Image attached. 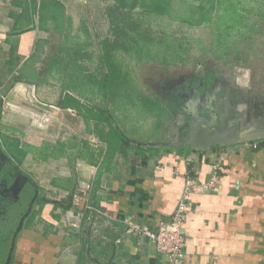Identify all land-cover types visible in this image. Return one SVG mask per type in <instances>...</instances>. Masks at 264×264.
Listing matches in <instances>:
<instances>
[{
	"label": "crops",
	"instance_id": "0c3cea01",
	"mask_svg": "<svg viewBox=\"0 0 264 264\" xmlns=\"http://www.w3.org/2000/svg\"><path fill=\"white\" fill-rule=\"evenodd\" d=\"M70 1L0 0V122L19 128L31 144H39L32 140L37 131L28 125L31 116L13 108L9 117L4 105L18 108L32 101L30 106L57 108L37 95L34 58L40 43L53 38L50 33L59 34L54 27L40 26V10L64 11L66 26ZM53 23L49 19L43 24ZM219 81L203 92L204 97L186 103L176 118L180 132L175 131L170 142L152 145L157 147L152 153L118 144L116 156L104 162L106 144L94 134L93 142L74 150L73 164H40L37 173L28 175L39 183L47 202L38 209L34 224L26 227L35 236L24 233L23 242L44 243L47 256L63 251L61 261L53 257L48 264H171L157 251L150 234L129 231L127 221L133 217L155 231L161 220L175 213L189 187L185 264H264V86L252 94L238 80L230 91ZM86 150L93 151V159L87 160ZM189 163L194 177L188 175ZM217 164L222 167L219 180L214 189H207ZM74 215L76 230L67 233V219Z\"/></svg>",
	"mask_w": 264,
	"mask_h": 264
},
{
	"label": "rangeland",
	"instance_id": "374dc122",
	"mask_svg": "<svg viewBox=\"0 0 264 264\" xmlns=\"http://www.w3.org/2000/svg\"><path fill=\"white\" fill-rule=\"evenodd\" d=\"M70 4L63 34L50 33L53 38L40 43L34 58L38 59L37 95L57 108L30 106L32 101L18 108L13 103L4 105L9 117L15 109L28 112V125L37 131L31 139L39 144L29 143L30 138L13 124L1 125L0 192L12 177L2 173L10 168L2 152L3 134L19 140L27 151L23 162L27 174L37 173V167L46 162L73 164L77 161L74 150L90 139L93 142L96 135L88 131L90 125L80 113L60 106L68 94L110 114L134 144L152 146L170 142L178 134L175 131L180 132L176 118L184 112L164 108L171 100L174 107L178 105L181 93L185 109L186 103L204 97L192 78H203L208 67H217L222 79L218 85H225L226 91L237 80L252 94L264 86V0H72ZM109 74L108 89L104 84ZM182 87L190 91L181 92ZM156 101L164 108L156 106ZM89 151L87 160L93 159ZM48 172L51 175L53 167ZM75 222L76 215L67 219V233L74 234ZM29 231L19 235L13 264H48L53 257L64 258L62 250L47 256L44 243L23 242L24 233L35 236Z\"/></svg>",
	"mask_w": 264,
	"mask_h": 264
},
{
	"label": "trees",
	"instance_id": "16d2710c",
	"mask_svg": "<svg viewBox=\"0 0 264 264\" xmlns=\"http://www.w3.org/2000/svg\"><path fill=\"white\" fill-rule=\"evenodd\" d=\"M31 14H35L37 12V8H33V10L30 11ZM64 11H60V10H56V11H45V10H40V26L43 29H49V28H56L57 32L59 34H63L64 29H65V24H64ZM59 18H63L61 21L59 20ZM49 19H52L54 21L53 24H51L50 26H46L43 23L46 22V20L48 21ZM217 72L218 69L217 67L212 68V67H208L206 69V73L204 75L203 78H199V77H193V82L196 83L199 86V90L201 93H203L206 89H210L212 88V86L214 85L215 81L217 80ZM105 84L104 86H107L108 89L110 88V84H111V75L109 74V76L107 75V79L105 80ZM181 92H185V91H190L189 87H182V89H180ZM180 92V93H181ZM178 97V96H177ZM178 100L180 101L179 104L173 105V100H171V104L168 105L169 107H163L161 103H159L158 101H156V106L164 108L167 112L169 110H173L174 108L177 109L178 111H183L185 110V107L183 108L182 106V102L185 100L184 97H182V93L181 95H179ZM60 106L62 108H73L75 110H77L80 115L84 118L85 122L87 124L90 125V127L88 128V131L90 133H94L96 134L100 140L102 142H104L106 144V153H105V158H104V162L105 160H112V158H114L117 154L118 151V144L120 145V147L122 145L126 146L129 149H139V150H148L151 153L154 151V149H157L156 146H142V145H135L129 138L128 135L126 134V132L124 130H121L116 124L115 121L113 120L112 116L108 113H106L105 111H102L98 108V106L95 105V103L93 102H83L80 99H78L77 97L68 94L65 101L63 103L60 104ZM2 112V107L0 108V113ZM91 124H95L93 128H91ZM0 126H1V122H0ZM2 141H3V148H4V152L5 154H7V156L9 158H11L12 162L8 161L7 165L10 166L6 167L2 173L4 174H12L14 175L15 173L20 171H23L26 173L25 169L23 168V162H24V158L27 154V151H24L23 149H21V143L19 140L16 139H12L9 137V135L7 134H3L2 135ZM186 151H191V148L186 149ZM16 165L19 166V170L16 168ZM7 170H10L9 172ZM2 174V175H3ZM188 175L194 177L195 173L193 172V165L191 163L188 164ZM1 177V174H0ZM10 179V177H9ZM13 182L11 180H9L7 182V186L8 188H10L12 186ZM39 189L41 190L42 188L39 187ZM34 188L32 186V184L30 183V181H26V184L24 185V187L22 188V190H20V194L23 197V206H21L20 208L13 203L12 201V197H10L9 195H2L0 194V198L2 199L1 203L8 205L9 208L11 209V212L14 214L13 218H10L8 223L3 225V228H6L7 232H10L9 229L14 228V226L16 225L18 219H19V215H20V211L24 210L25 207L27 206V202L30 199L31 195L33 194ZM18 193V194H19ZM46 200H44L41 196L38 197V200L33 208L32 213L26 218L25 223H24V227H29L32 222L35 220L36 216L38 215V210L36 209V205L40 204L42 207L43 205L46 204ZM19 208V209H18ZM18 209V210H17ZM10 236V233H9Z\"/></svg>",
	"mask_w": 264,
	"mask_h": 264
},
{
	"label": "built area",
	"instance_id": "2783aa9c",
	"mask_svg": "<svg viewBox=\"0 0 264 264\" xmlns=\"http://www.w3.org/2000/svg\"><path fill=\"white\" fill-rule=\"evenodd\" d=\"M254 148L257 144L252 145ZM161 165L158 169H161ZM220 164L214 167L211 178L206 183L207 189H214L219 180ZM191 188H186L182 193V197L178 203L175 213L167 220H161L158 228L151 232L147 227L135 221L133 217H128L129 231H140L151 235L156 249L159 253L164 255L171 264H185L186 261V239L184 235V219L187 202L190 199Z\"/></svg>",
	"mask_w": 264,
	"mask_h": 264
},
{
	"label": "flooded vegetation",
	"instance_id": "af4514ba",
	"mask_svg": "<svg viewBox=\"0 0 264 264\" xmlns=\"http://www.w3.org/2000/svg\"><path fill=\"white\" fill-rule=\"evenodd\" d=\"M205 73H206V71H205ZM220 79H221V74L218 71L217 72V80L215 81V83L218 82ZM213 86H212V88H213ZM212 88L206 89V90H211ZM197 89H199V86L197 87ZM234 91H236V90L234 89ZM2 152H3V156L5 155V157H6V162H8L9 160L7 159V154H5L4 151H2ZM21 173H24L25 175H27L29 177L28 178V181H30V183L32 184V186L34 188V191H33V194L31 195L30 199L28 200L27 206L25 207V209L22 210V211H20L19 219H20L21 215L28 208L29 202H30L31 198L35 194L36 187L33 185L32 181H34V182H36L38 184V192H39L38 197L41 196L43 198V194H42L41 190L39 189V187H40L39 183L33 177L29 176L27 173H25L23 171H21ZM21 173L20 172H17L14 175L11 174L12 177L10 179H9V177H8V179L6 178L7 180L5 181V183H4L3 187H2V189H3L2 192H5V193L0 192V194H2L4 196L5 195H9L10 197H12L11 198L13 200L12 202L15 203L19 208L21 206H23V204H24L23 197L21 196V194L19 192H20V190H22V188L24 187V185L26 184V181H27L26 179H24V177L21 175ZM4 175H6V174L4 173ZM0 179H1V177H0ZM9 180H11L13 182V184H12V186L10 188H8V186H7V182ZM38 197H37V199H36V201L34 203V206H35V204H36V202L38 200ZM1 201H2V199L0 198V264H5L6 257L8 255V250H9V247H10V244H11L13 232L15 230V227L18 224L19 219H18L16 225L14 226V228L9 229L10 232H7L6 231V228H3V225L7 224L8 221H9V219L14 217V214L11 212V209L9 208V206L8 205H5V204H2ZM34 206H33V208H34ZM32 211H33V209H32ZM24 229H26V228L24 227L19 232V235L21 234V232ZM9 233H10V236H9ZM19 235L17 237V244H18V240H19ZM17 244H16V247H15V252H14L13 259H12V263L11 264H13V260H14L15 254H16Z\"/></svg>",
	"mask_w": 264,
	"mask_h": 264
},
{
	"label": "water",
	"instance_id": "95a60500",
	"mask_svg": "<svg viewBox=\"0 0 264 264\" xmlns=\"http://www.w3.org/2000/svg\"><path fill=\"white\" fill-rule=\"evenodd\" d=\"M7 159L12 162L11 158H9L7 156ZM16 168L19 170V167L16 166ZM19 172L21 173V171L19 170ZM21 175L24 177V179L28 180V176L25 175L24 173H21ZM33 185L36 187V191H35V194L34 196L31 198L30 202H29V205H28V208L26 209V211L21 215L19 221H18V224L17 226L15 227V230L13 232V236H12V240H11V244H10V247H9V250H8V255L6 257V261H5V264H11L12 263V259H13V255H14V252H15V247H16V244H17V237L19 235V232L24 228V223H25V220L26 218L31 214L32 212V209H33V206H34V203L38 197V184L34 181H32Z\"/></svg>",
	"mask_w": 264,
	"mask_h": 264
}]
</instances>
